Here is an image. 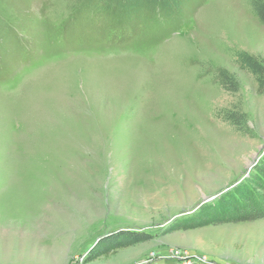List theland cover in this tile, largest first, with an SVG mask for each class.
<instances>
[{
    "label": "rangeland",
    "instance_id": "rangeland-1",
    "mask_svg": "<svg viewBox=\"0 0 264 264\" xmlns=\"http://www.w3.org/2000/svg\"><path fill=\"white\" fill-rule=\"evenodd\" d=\"M251 1L0 0V264H264Z\"/></svg>",
    "mask_w": 264,
    "mask_h": 264
},
{
    "label": "trees",
    "instance_id": "trees-1",
    "mask_svg": "<svg viewBox=\"0 0 264 264\" xmlns=\"http://www.w3.org/2000/svg\"><path fill=\"white\" fill-rule=\"evenodd\" d=\"M117 2V1H116ZM252 9L264 24V0H252ZM240 67L252 72L258 76L260 89L264 92V64L257 58L250 56L247 53H240L239 55ZM220 76L223 77L225 83L229 78L227 71H220ZM153 238V234L146 231H135L129 229H122L112 232L111 234L102 237L95 247L89 253V260L97 259L101 256H107L119 248L132 246L138 243L149 241Z\"/></svg>",
    "mask_w": 264,
    "mask_h": 264
},
{
    "label": "water",
    "instance_id": "water-1",
    "mask_svg": "<svg viewBox=\"0 0 264 264\" xmlns=\"http://www.w3.org/2000/svg\"><path fill=\"white\" fill-rule=\"evenodd\" d=\"M255 164H256V163H255ZM255 164H254V162H253L252 166H254ZM250 167H251V166H250ZM251 168H252V167H251ZM251 168H250V169H251ZM97 242H98V241H97ZM97 242L89 248L88 253H89V251H90L91 249H93V248L95 247V245L97 244Z\"/></svg>",
    "mask_w": 264,
    "mask_h": 264
}]
</instances>
